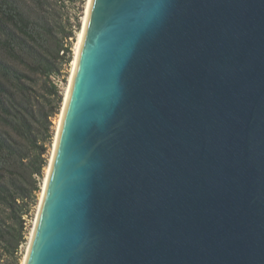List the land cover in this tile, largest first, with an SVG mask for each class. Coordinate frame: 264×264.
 <instances>
[{
    "label": "water",
    "instance_id": "water-1",
    "mask_svg": "<svg viewBox=\"0 0 264 264\" xmlns=\"http://www.w3.org/2000/svg\"><path fill=\"white\" fill-rule=\"evenodd\" d=\"M25 264H264V0H90Z\"/></svg>",
    "mask_w": 264,
    "mask_h": 264
},
{
    "label": "trees",
    "instance_id": "trees-1",
    "mask_svg": "<svg viewBox=\"0 0 264 264\" xmlns=\"http://www.w3.org/2000/svg\"><path fill=\"white\" fill-rule=\"evenodd\" d=\"M79 0H0V264H20L37 204L54 118L63 93L54 78L72 61L67 4Z\"/></svg>",
    "mask_w": 264,
    "mask_h": 264
},
{
    "label": "rangeland",
    "instance_id": "rangeland-1",
    "mask_svg": "<svg viewBox=\"0 0 264 264\" xmlns=\"http://www.w3.org/2000/svg\"><path fill=\"white\" fill-rule=\"evenodd\" d=\"M88 0H79L77 1L76 4H67V6L65 7V12L66 15L68 16V18L70 19V24H72L73 26L77 23L80 22V30L77 32V36L76 39L73 41V39H70V42H73L72 45V54H73V58L72 61L75 57V50H76V45L78 42V34L79 32L82 30L83 27V22H84V17L86 15V10H87V3ZM72 61L70 62V64L68 66H65L63 71H62V75H60L57 78H54V81L57 83L58 87L60 88V90L63 93V103H64V98H65V93H66V89L69 85V80H70V76L72 73ZM63 103L61 105V108L59 110V113L52 118V123H53V128H52V133H53V139L51 141V143L48 145V165L46 166L45 170H44V177L40 182V191L39 193H37V204L32 208L31 210V214L29 216V218H27L28 221V235H27V242L25 243V245L21 246V252L19 254L20 257V264H24L25 258L27 256V252L29 250V244H30V240H31V234L33 229L35 228V221L37 219V214H38V209H39V204H40V198H41V192L43 191V186H44V181H45V177L47 174V168L49 167V163L52 157V153H53V147H54V141H55V137H56V133H57V126H58V120H59V116L61 115V111H62V107H63Z\"/></svg>",
    "mask_w": 264,
    "mask_h": 264
},
{
    "label": "bare ground",
    "instance_id": "bare-ground-1",
    "mask_svg": "<svg viewBox=\"0 0 264 264\" xmlns=\"http://www.w3.org/2000/svg\"><path fill=\"white\" fill-rule=\"evenodd\" d=\"M89 1L88 0V4H87V10H86V15L84 17V22H83V27H82V30L79 32L78 34V42H77V45H76V50H75V57L72 61V73H71V76H70V80H69V85L66 89V93H65V98H64V103H63V107H62V111H61V115L59 116V120H58V126H57V133H56V137H55V141H54V147H53V152H54V148H55V143H56V139H57V135H58V131H59V127H60V123H61V119H62V115H63V111H64V107H65V104H66V100H67V97H68V93H69V90H70V86H71V82H72V78H73V73H74V69H75V63H76V58H77V54H78V50H79V46H80V41H81V38H82V34H83V30H84V26H85V21H86V16H87V11H88V6H89ZM52 157H53V153H52ZM52 157H51V160H50V163H49V167L47 168V174H46V177H45V181H44V186H43V191L41 192V200H40V204H39V209H40V205H41V201H42V198H43V194H44V190H45V186H46V182H47V178H48V174H49V170H50V165H51V161H52ZM39 209H38V213H39ZM37 217H38V214H37ZM37 221V220H36ZM36 224V223H35ZM33 232H34V229L32 231V234H31V237L33 236ZM32 239V238H31ZM30 247V246H29ZM29 251V250H28ZM28 254V252H27ZM27 258V256H26ZM26 258H25V261H24V264L26 262Z\"/></svg>",
    "mask_w": 264,
    "mask_h": 264
}]
</instances>
